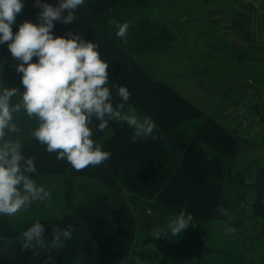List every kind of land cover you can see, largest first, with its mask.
Wrapping results in <instances>:
<instances>
[{
  "label": "crops",
  "instance_id": "obj_1",
  "mask_svg": "<svg viewBox=\"0 0 264 264\" xmlns=\"http://www.w3.org/2000/svg\"><path fill=\"white\" fill-rule=\"evenodd\" d=\"M30 1L35 0H26L24 6L28 7ZM163 1L165 15H169L165 25L173 40L167 49L152 53L174 49L175 24L191 28L197 42L184 41L177 47L185 64L193 57L194 63L201 65L189 73L167 74L153 67L150 72L142 61L150 53L130 57L99 34L92 35L98 51L109 56V78L114 89L118 92V86H126L131 93L124 111L140 120L151 118L161 133L171 129L183 133L184 150L151 203L160 208L156 213L170 220L183 208L193 215L194 224L178 236L158 238L160 244L165 242L159 247L176 251L171 255L174 264H264V231L253 228L258 221L240 207L239 197L231 189L237 185L227 183L228 175L245 173L252 185L263 167L251 177L242 166L245 160H237L251 145L264 143L260 130L250 129V125H264V104L252 103L254 95H264V15L237 0ZM192 46H196L197 57ZM215 51L216 56L208 57L207 62L206 57ZM253 74L261 76L255 78L260 85H252ZM178 77L180 85L174 84ZM242 79L249 80L248 85L242 84ZM237 111L254 112V117L249 113L236 117ZM241 117L250 118V125L241 127ZM92 130V139L98 143ZM8 138L19 141L25 157L34 158L37 171L30 177L49 191L50 201H33L13 216L0 215V264H76L72 254L66 252V241L61 248L65 254L48 247L53 227L68 224L91 239L81 250L83 264H133L131 255L140 238L141 223L145 222L105 164L76 171L66 159L57 160L56 153H48L34 137L23 143L11 134ZM66 178L75 184L69 201L64 196ZM232 196L236 203H231ZM37 203L42 211L34 215ZM218 206L226 214L218 212ZM37 221L46 229L45 238L25 249L22 234ZM138 264H144V260Z\"/></svg>",
  "mask_w": 264,
  "mask_h": 264
},
{
  "label": "clouds",
  "instance_id": "obj_2",
  "mask_svg": "<svg viewBox=\"0 0 264 264\" xmlns=\"http://www.w3.org/2000/svg\"><path fill=\"white\" fill-rule=\"evenodd\" d=\"M84 0H58V4L35 0L41 9L39 23L25 21L13 34L12 25L24 4L22 0H0V45L7 43L13 58L20 61L17 73H22L21 83L25 89L5 88L0 93V215L13 216L31 205L33 201H50V193L37 186L30 177L37 171L33 157H25L18 140L6 139L17 134L13 114L22 110L29 118L39 120L32 135L46 146L48 153H56L57 160H67L76 171L98 166L110 159L111 153L93 139L89 126L95 117L100 121L97 130L103 132L109 120H122L134 129L132 143L151 137L158 125L151 118L143 120L135 115H121V109L130 100L126 86H118L121 103L114 108L109 83V64L101 59L97 43L84 40L78 33L68 31L65 36L53 35L54 22L65 25L73 22L75 11ZM67 12V15L64 13ZM114 24V21H109ZM116 35L127 43L128 23L115 24ZM33 57L38 61L33 62ZM20 94L21 101L13 104L12 98ZM106 117L108 119H106ZM7 130V131H6ZM23 162V164H22ZM217 211L226 214L218 206ZM194 224V217L185 209L171 219L166 228L154 232L156 238L169 234L178 236ZM74 225L53 227L50 249L59 250L65 241L72 239ZM44 225L37 221L22 234L23 247L44 240Z\"/></svg>",
  "mask_w": 264,
  "mask_h": 264
},
{
  "label": "trees",
  "instance_id": "obj_3",
  "mask_svg": "<svg viewBox=\"0 0 264 264\" xmlns=\"http://www.w3.org/2000/svg\"><path fill=\"white\" fill-rule=\"evenodd\" d=\"M145 1L147 0H84V4L75 11L76 19L72 23L65 25L60 22H54L53 35L54 37L65 36L67 38L66 33L72 31L74 34L78 33L82 39L93 42L92 35L97 33L130 57L167 49L173 40V36L164 24H159L158 35H153L152 31L141 32L130 37L127 34V43H124L116 35L118 29L115 24H120V14L127 10H133L140 4L143 5ZM43 2L53 6L58 4V0H44ZM40 11L41 9L31 18L25 19V21L38 24ZM64 15H67V12ZM109 21H114L115 23L110 24ZM100 55L101 59L109 64L110 70L109 56L104 52H100ZM21 77L22 73L6 75L0 81V93L5 88H17L20 93H23L25 89L21 83ZM107 86L112 93V103L115 108L122 101L110 78ZM20 101L21 96L17 94L12 98L11 102L15 104ZM128 105L129 103L127 102L120 111L124 110ZM106 119L108 118L106 117ZM13 122L19 131L17 134L11 135L18 138L22 143L34 137L32 133L39 125L37 118H29L23 110L19 114H13ZM99 123L100 121L93 117L89 126L96 131L98 143L102 150L111 153L110 159L106 160L104 164L108 172L121 183L128 193L131 205L136 213H138L137 204L139 203L146 205L151 211L159 210L160 208L151 203V201L172 175L184 150L185 141L182 131L171 129L166 133H161L156 129L154 134L159 137L158 139L153 140L148 137L132 143L131 137L134 135V129L130 128L126 122L112 118L103 132L97 130ZM245 177H247L245 173L235 176L228 175L227 183L242 185ZM253 184L254 195L251 197L248 212L254 219H257L260 227L264 229V166L257 171ZM74 188V182L66 178L64 181V196L67 201L73 196ZM242 197L243 194L239 196V203ZM90 242V237L80 230L73 231L72 239L65 242V245H67L66 252L72 254L71 256H73L76 264H83L81 250ZM146 243L158 246L165 244V242L160 244V240L155 236L149 237ZM61 251L62 254H65V250L61 249ZM160 257L159 253L151 250L146 254L144 264H167Z\"/></svg>",
  "mask_w": 264,
  "mask_h": 264
},
{
  "label": "rangeland",
  "instance_id": "obj_4",
  "mask_svg": "<svg viewBox=\"0 0 264 264\" xmlns=\"http://www.w3.org/2000/svg\"><path fill=\"white\" fill-rule=\"evenodd\" d=\"M22 2L24 5L26 4V0H22ZM34 5H35V1L34 2L30 1L29 6L28 7L24 6L22 11L16 15L15 23L11 26L13 34H15L19 30V26L23 23V18H29V17L31 18L35 14V10L37 9V7H35ZM163 6H164L163 0H147V1H145V3L143 5L140 4L135 9L129 10V11L127 10V11L121 13L119 16V22H120V24H124V23L129 24V28H128V32H127L129 37L131 35H136V34L141 33V32L145 33V32H149V31H152L153 35H158L159 24L165 25V22L166 23L169 22V19H168L169 15H165L166 13H165V10H163ZM24 22H25V20H24ZM165 27H166V25H165ZM172 29L174 31V35L176 36V41H177V44L174 47V49H172L169 52L150 53V54H147V56H144L142 58V61L147 66V69L150 72H153V69H151V67H153L155 70L160 71L161 73L181 75L182 73H184V74L189 73V71L193 67L199 68L201 66L200 64L197 65L196 63H194L193 57L190 58L189 64H185L183 62L185 60L182 59L183 57L181 56L182 54L179 52V49H177V47L180 46L182 42L184 44V41L185 42H197V40H194V36H193V33L191 32V28L189 29V28H185L183 26L177 27L175 24L174 27H172ZM191 45H192V43H191ZM192 50H193L192 52H194L196 55V46H192ZM212 56H216V51L214 53L209 54L206 57V61L208 62V57H212ZM223 56H226L225 51L223 52ZM196 57H197V55H196ZM191 59H192V61H191ZM37 61H38V58L33 57V62H37ZM19 63H20V61H18L12 57V55L8 49L7 43L0 45V81H1V79H3L8 74L17 73L16 66ZM250 74L251 73H249L248 75H250ZM180 78L181 77H178V79H174V84L181 82ZM250 78H252L251 79L252 85H258V84L260 85V83L257 82V80L255 81V78H257V77H255L254 74ZM258 78H261V76H259ZM248 81L249 80L242 79L241 82H242V84L245 83L248 85ZM204 82L208 83L206 80H204ZM179 85H180V83H179ZM213 92H214V90H212V93ZM210 93H211V91H210ZM256 95H254L252 97V103L257 102L256 106H261L262 104H264V95H258V96H256ZM212 97H214V95H212ZM246 113H249V114H251L252 117H254V112L251 113V112H242V111H237L236 114H238V115L236 117L244 116V114H246ZM259 114H261V112ZM121 115L122 116L128 115V112H125L124 110H122ZM247 119H250V118H247ZM250 120L247 122V125H250ZM240 126L243 127V125H241V124H240ZM255 128L253 126L251 127V125H250L251 131L253 130L255 132L257 130H260L261 137L264 141V125H261L259 127L255 126ZM248 149L249 150L244 154V156H241L240 159L237 160V162L244 159L245 162H243L242 166L244 168L246 167L248 169V171L250 172V176L253 177L255 172H256V169L262 165L264 166V143L263 144H256L255 146L251 145ZM246 176H248V175H246ZM248 182H250V181L248 180L247 177H245L242 185L232 186L231 189H232V191L235 192V196L237 198L241 194H243V197H247L248 199L251 200V197L254 195L253 194L254 193V184L252 183V185H250ZM252 186H253V188H251ZM49 188H51V187H49ZM232 198H233V196H232ZM232 198H231V203H236L235 199L234 198L232 199ZM238 203H239V200H238ZM37 204H38V206H36V209L38 211L36 210L34 215H36V214H38V212L40 213V211H42L41 206H40L41 204L40 203H37ZM137 206H138L137 207L138 208V214L140 217H142L144 219L145 223H143V222L141 223V225L143 227L141 228V233H140V238L138 240V243H137L136 247L134 248L132 255H131L132 256V258H131L132 263L138 264L139 261L145 260L146 254L152 248V249H157L161 252V254L159 256H161L160 258L162 259V261H165V263H167V264H174V261H171V255H173L176 252L175 250L172 249L171 251H169V250L165 251L166 247L160 248L159 246H156L155 244H152V243H150V244L141 243V240H146V242H147L149 237H151V236L154 237L155 231H158L160 228H166L170 219L168 217H165V216H160L159 213H156V211H151L146 205H143L141 203L137 204ZM52 207H55V205H53ZM29 212H30V209H29ZM51 212H53V211H51ZM147 212L150 214H148ZM152 219L154 220L153 223H152ZM145 225L147 226V228ZM253 228H255L257 230L262 229L264 231L263 228H260L258 226V223L254 224ZM169 235H170V233L167 236H169ZM187 236H189V235H187ZM162 237H166V236H161L159 239H162ZM198 248H199V250H202L200 247H198Z\"/></svg>",
  "mask_w": 264,
  "mask_h": 264
},
{
  "label": "built area",
  "instance_id": "obj_5",
  "mask_svg": "<svg viewBox=\"0 0 264 264\" xmlns=\"http://www.w3.org/2000/svg\"><path fill=\"white\" fill-rule=\"evenodd\" d=\"M238 2L258 11L262 15H264V0H237ZM248 119L246 117H241L239 119V123L243 126L247 125ZM240 207L248 211L250 209V199L247 197H243L240 201Z\"/></svg>",
  "mask_w": 264,
  "mask_h": 264
}]
</instances>
